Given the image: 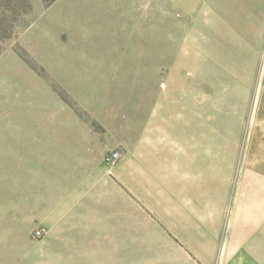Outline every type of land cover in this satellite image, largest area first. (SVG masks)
Wrapping results in <instances>:
<instances>
[{
	"label": "rangeland",
	"instance_id": "obj_1",
	"mask_svg": "<svg viewBox=\"0 0 264 264\" xmlns=\"http://www.w3.org/2000/svg\"><path fill=\"white\" fill-rule=\"evenodd\" d=\"M198 4L0 0V264L169 261V244H83L84 187L129 154L165 97L180 104V129L201 118L204 143H233L241 191L264 142L263 12L258 0ZM245 243L264 244V224Z\"/></svg>",
	"mask_w": 264,
	"mask_h": 264
},
{
	"label": "crops",
	"instance_id": "obj_2",
	"mask_svg": "<svg viewBox=\"0 0 264 264\" xmlns=\"http://www.w3.org/2000/svg\"><path fill=\"white\" fill-rule=\"evenodd\" d=\"M234 3L211 0L217 10ZM258 3L264 24V0ZM258 63L256 120L264 131L263 33ZM176 101L162 98L152 124L129 154L109 172L105 161L103 174L84 187L89 213L83 244H169L164 264H264V244L245 243L264 224V142L245 161L241 191L234 198L233 143L214 146L213 135L204 143L200 117L193 128L180 129Z\"/></svg>",
	"mask_w": 264,
	"mask_h": 264
},
{
	"label": "built area",
	"instance_id": "obj_3",
	"mask_svg": "<svg viewBox=\"0 0 264 264\" xmlns=\"http://www.w3.org/2000/svg\"><path fill=\"white\" fill-rule=\"evenodd\" d=\"M120 160V156L118 153H115L113 154L111 157L108 158L107 162L110 164V165H116ZM38 236H41L42 233L41 232H38L37 233Z\"/></svg>",
	"mask_w": 264,
	"mask_h": 264
}]
</instances>
